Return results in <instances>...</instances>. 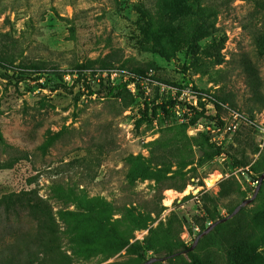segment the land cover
<instances>
[{
    "label": "rangeland",
    "instance_id": "obj_1",
    "mask_svg": "<svg viewBox=\"0 0 264 264\" xmlns=\"http://www.w3.org/2000/svg\"><path fill=\"white\" fill-rule=\"evenodd\" d=\"M0 56L13 61L0 67V198L35 189L78 236L37 264H140L132 244L162 258L254 195L244 170L264 172V0H0ZM34 62L46 67L39 81L24 74ZM136 69L148 92L104 96L102 80ZM78 72L103 94L76 84ZM168 101L169 118L147 120L146 102ZM59 187L78 202L63 206ZM263 211L264 183L193 255L226 264L221 242L247 224L264 235ZM12 229L34 235L37 223L2 226L0 241Z\"/></svg>",
    "mask_w": 264,
    "mask_h": 264
},
{
    "label": "trees",
    "instance_id": "obj_2",
    "mask_svg": "<svg viewBox=\"0 0 264 264\" xmlns=\"http://www.w3.org/2000/svg\"><path fill=\"white\" fill-rule=\"evenodd\" d=\"M7 63L13 64V61H8V59L0 56V67L4 69L7 68L8 70L9 67L6 66L9 65H7ZM79 68H81V66ZM25 69L26 72L24 74L36 75L34 80L39 81L40 76L44 74L46 67L43 63L34 62L27 65ZM134 72L135 74L129 78V82H134L136 81V78L143 77L144 72L142 69H136ZM76 74L77 77L74 81L76 84L81 83L85 88L91 91L92 95L103 94L102 91H95L91 85V80L82 76L81 72ZM2 76L9 77L4 74H2ZM27 78L30 77L21 76L17 79L18 81H25ZM128 83L122 81L119 84L113 85L112 83L105 84V80H102L100 87L102 88L101 90H104L105 97H114L118 92L125 89ZM74 86L75 85L69 87L67 82L56 85L57 88L63 89L70 94L73 93ZM175 105L176 104L173 101H168L151 108L150 103L146 102L145 117L148 118V121H152L159 112H162L164 116L169 118L173 114ZM150 110L151 115H149ZM197 115V118L202 117L203 113L197 112ZM237 166L244 167L241 163H237ZM244 173L247 179H252L253 182L259 181V177H253L249 171L244 170ZM263 173L264 172H262L261 175ZM263 183L264 180L260 189ZM56 198L63 206L78 202V196L76 193L72 191L66 192L62 187L58 188ZM243 210L244 208H242L238 214ZM59 212L63 213L62 211L54 212L51 204L43 199L35 189L11 192L2 196L0 198V228L2 226L11 227L14 222H17L22 218H29L37 223V231L34 235H22L19 231L12 229L10 238L0 241V264H37L44 261L46 262V260L51 259L54 255L59 253L58 251H60L65 242L64 240L69 239L68 244L75 243L74 241L76 238L78 239V236H76L77 234L75 235L74 228L70 225H68V228H65L59 224V219L57 218ZM261 215L264 225V211ZM64 216L66 215L64 214ZM218 220L211 218L210 223L213 224ZM228 221L229 220L226 222ZM226 222L217 225L214 228V231H217ZM168 232L170 233L169 227ZM202 233L203 232L199 233V235ZM211 233L203 237L199 243L205 241ZM126 244H129V242ZM173 245L175 246L169 249V252L165 257H152L151 259H157L152 264H161L162 260L160 259H164L163 261L166 260L169 263L173 262L184 252L192 257L193 264H212L209 260L204 261L199 257H195L191 251L192 246L184 249L185 247L182 242L173 243ZM221 245L220 249L223 251L227 259L226 264H264V258L262 257L264 254V235H261V232H259L258 228L254 225L247 224L240 226L232 236L224 238ZM130 248L139 251L138 255H140V258L144 261L140 264L150 260L145 261L143 255H141L140 245L132 244L130 245ZM182 249H184V251Z\"/></svg>",
    "mask_w": 264,
    "mask_h": 264
},
{
    "label": "water",
    "instance_id": "obj_3",
    "mask_svg": "<svg viewBox=\"0 0 264 264\" xmlns=\"http://www.w3.org/2000/svg\"><path fill=\"white\" fill-rule=\"evenodd\" d=\"M263 180H264V173L259 177V181L257 182V188H256V190H255L254 195H253L251 198L242 201V202L240 203V205H238V206L236 207V209H235V210H234V211H233L228 217L216 221L215 223L211 224V225H210V226H209V227H208V228H207L202 234L198 235L197 238L195 239V241H194L192 247H191V251L194 250V248L196 247V245L199 243L200 239L203 238L204 236H206L207 234H209V233L212 231V229H214L217 225H219V224H221V223H224V222H226L227 220L233 218L234 216H236V215L241 211L242 208H244V207L247 206L248 204L252 203L253 200H254V199L257 197V195H258V192H259V189H260V186H261ZM156 260H157V259L153 258V259H150L149 261H147V262H145V263H143V264H152V263H153L154 261H156ZM160 260L163 261L164 259H160Z\"/></svg>",
    "mask_w": 264,
    "mask_h": 264
},
{
    "label": "built area",
    "instance_id": "obj_4",
    "mask_svg": "<svg viewBox=\"0 0 264 264\" xmlns=\"http://www.w3.org/2000/svg\"><path fill=\"white\" fill-rule=\"evenodd\" d=\"M122 76H124L123 82H127L128 83L129 82V78L131 76H134V75L133 74H130V73L124 72V73H122ZM137 84L140 85L141 88L144 91H146V92H148L150 90L151 81L147 77H138V78H136V81L129 82L127 85H129V87H135V86H137ZM180 121L181 122H184L185 121V119H184L183 116H180Z\"/></svg>",
    "mask_w": 264,
    "mask_h": 264
},
{
    "label": "bare ground",
    "instance_id": "obj_5",
    "mask_svg": "<svg viewBox=\"0 0 264 264\" xmlns=\"http://www.w3.org/2000/svg\"><path fill=\"white\" fill-rule=\"evenodd\" d=\"M166 203H167V205H170V203H172V202L171 201H167Z\"/></svg>",
    "mask_w": 264,
    "mask_h": 264
}]
</instances>
